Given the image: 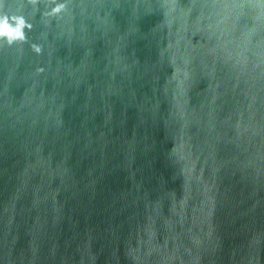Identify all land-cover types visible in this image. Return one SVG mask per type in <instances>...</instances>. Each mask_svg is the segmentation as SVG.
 Segmentation results:
<instances>
[{
    "label": "water",
    "instance_id": "water-1",
    "mask_svg": "<svg viewBox=\"0 0 264 264\" xmlns=\"http://www.w3.org/2000/svg\"><path fill=\"white\" fill-rule=\"evenodd\" d=\"M0 264H264V0H0Z\"/></svg>",
    "mask_w": 264,
    "mask_h": 264
}]
</instances>
